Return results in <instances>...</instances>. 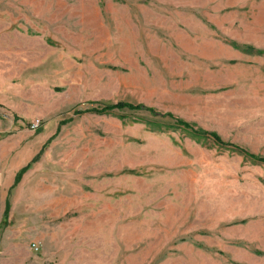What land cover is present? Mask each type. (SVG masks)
<instances>
[{"label": "rangeland", "instance_id": "374dc122", "mask_svg": "<svg viewBox=\"0 0 264 264\" xmlns=\"http://www.w3.org/2000/svg\"><path fill=\"white\" fill-rule=\"evenodd\" d=\"M175 119L264 157V0H0V264H264V164Z\"/></svg>", "mask_w": 264, "mask_h": 264}, {"label": "trees", "instance_id": "16d2710c", "mask_svg": "<svg viewBox=\"0 0 264 264\" xmlns=\"http://www.w3.org/2000/svg\"><path fill=\"white\" fill-rule=\"evenodd\" d=\"M248 48H251V47H248ZM115 109L116 110H118V109L145 110V111L149 112L152 115L158 114L151 107H147V106H144V105L139 104V103L133 104V103L124 102V101H116L114 103H108V104H103V105H100V106L88 107L87 109H84V110H86L88 112H91V113L101 114V113H109V112H111L112 110H115ZM77 112H78V110L75 111V113H77ZM162 115H165V116H168V117L172 118V115L170 113H163ZM175 123L177 125L182 126L185 129H189L193 134L207 136L210 139H212L213 142H215L216 144H218L220 146H229V147L233 148L234 150L240 152L241 154L249 157L250 159L256 160V161L261 162V163L264 164V157L255 155L253 153H250L246 149H244V148H242L240 146L224 142L220 138V136L217 133H215V132H212V131H200V130L192 129V127L187 122H185V121H183L181 119H175ZM38 127L39 126L35 127V130L38 129ZM39 152L36 153L34 158H37ZM34 158L31 159L30 161H28L25 165L20 167L15 172L12 184L10 185L9 189L12 188V186H14V184L19 180L21 174L30 166V164L34 160ZM8 207H9L8 201L5 200L4 209H3V212H2L4 217H6V215H7Z\"/></svg>", "mask_w": 264, "mask_h": 264}, {"label": "crops", "instance_id": "0c3cea01", "mask_svg": "<svg viewBox=\"0 0 264 264\" xmlns=\"http://www.w3.org/2000/svg\"><path fill=\"white\" fill-rule=\"evenodd\" d=\"M26 163H27V162H26ZM26 163H25V164H26ZM25 164H24V165H25ZM14 174H15V173H14ZM14 174H13V177H14ZM13 177H12V181H13ZM12 181H11V184H12ZM11 184H10V185H11ZM10 185H9V186H10ZM9 186H8V187H9ZM7 190H8V188H7ZM7 190H6V191H7ZM5 197H6V194H5ZM5 197H4V200H5ZM3 202H4V201H3ZM3 209H4V204H3ZM3 209H2V212H3Z\"/></svg>", "mask_w": 264, "mask_h": 264}, {"label": "built area", "instance_id": "2783aa9c", "mask_svg": "<svg viewBox=\"0 0 264 264\" xmlns=\"http://www.w3.org/2000/svg\"><path fill=\"white\" fill-rule=\"evenodd\" d=\"M33 246H34V243H33Z\"/></svg>", "mask_w": 264, "mask_h": 264}]
</instances>
